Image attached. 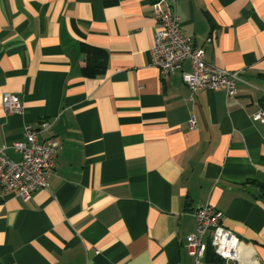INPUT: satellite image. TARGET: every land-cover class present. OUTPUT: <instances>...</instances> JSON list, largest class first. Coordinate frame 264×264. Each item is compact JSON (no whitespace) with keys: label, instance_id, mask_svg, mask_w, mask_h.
I'll return each mask as SVG.
<instances>
[{"label":"crops","instance_id":"1","mask_svg":"<svg viewBox=\"0 0 264 264\" xmlns=\"http://www.w3.org/2000/svg\"><path fill=\"white\" fill-rule=\"evenodd\" d=\"M155 3L175 6L207 63L239 72L234 97L189 91L188 60L167 77L152 65ZM82 44L102 72L82 73ZM6 93L23 114L4 110ZM259 109L264 0H0V146L18 161L12 144L42 121L40 140L59 142L47 189L0 196V263L195 264L186 236L210 204L264 264Z\"/></svg>","mask_w":264,"mask_h":264},{"label":"built area","instance_id":"2","mask_svg":"<svg viewBox=\"0 0 264 264\" xmlns=\"http://www.w3.org/2000/svg\"><path fill=\"white\" fill-rule=\"evenodd\" d=\"M153 8L158 27L150 49L152 65L167 77L188 60L191 62V70L182 74V81L189 91L225 89L228 97H234L236 83L241 80L239 72L227 71L205 61L204 48L194 47L190 38L182 34L175 6L163 9L159 3H155ZM210 42L209 37L206 43ZM2 103L6 112H24L23 103L15 94H4ZM252 119L264 125V109H259ZM195 124L194 117H190L189 128L194 129ZM49 129L50 123L47 121H42L37 128L24 126L25 141L12 144L14 151L20 154L18 161L7 157L4 147L0 146V196L14 194L28 201L35 191L48 188L59 147L54 137L40 140L39 134ZM194 217L195 232L186 236V250L194 258L195 264L203 263L208 243L213 254L220 260L207 264H260L253 246L222 225V213L214 206L206 204L199 207ZM206 236L207 242L204 240Z\"/></svg>","mask_w":264,"mask_h":264},{"label":"trees","instance_id":"3","mask_svg":"<svg viewBox=\"0 0 264 264\" xmlns=\"http://www.w3.org/2000/svg\"><path fill=\"white\" fill-rule=\"evenodd\" d=\"M80 49L82 54L84 55V62H85L84 66L82 67V73L86 76H93L102 72V70L104 69V65L97 58V54L98 52H100L99 49L91 47L86 44H82ZM207 252L211 256V258H209L210 261L218 262L220 260L213 254L212 248L209 243H208Z\"/></svg>","mask_w":264,"mask_h":264}]
</instances>
